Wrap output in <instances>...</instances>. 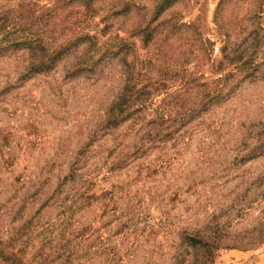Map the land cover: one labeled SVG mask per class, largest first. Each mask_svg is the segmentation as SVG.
Here are the masks:
<instances>
[{"label": "rangeland", "instance_id": "obj_1", "mask_svg": "<svg viewBox=\"0 0 264 264\" xmlns=\"http://www.w3.org/2000/svg\"><path fill=\"white\" fill-rule=\"evenodd\" d=\"M116 1L94 2L87 12L79 0H0V13L12 8L21 15L20 35L60 45L90 33L102 44L117 34L129 38L155 5L125 0L143 9L109 16ZM220 1L185 0L162 18L191 23L200 16L203 38L215 45L210 62L202 55L196 61L185 31L148 46L130 39L140 79L157 82V91L141 117L117 128L107 121L126 83L122 56L71 78L92 56L88 45H77L50 72L29 76L35 56L10 46L14 35L0 36L8 46L0 54L2 247L25 264H174L185 250L183 234L214 226L239 246L221 250L216 264H264V244L253 248V227L264 212V186L256 184L264 157L253 160V138L264 127V77L235 75L227 80L226 101L181 120L196 92L200 100L223 76L217 73L227 41L215 23ZM260 1L225 4L221 23L231 40H244ZM241 43L234 49L247 45ZM251 52L264 72V39ZM159 116L176 123L150 138Z\"/></svg>", "mask_w": 264, "mask_h": 264}, {"label": "trees", "instance_id": "obj_2", "mask_svg": "<svg viewBox=\"0 0 264 264\" xmlns=\"http://www.w3.org/2000/svg\"><path fill=\"white\" fill-rule=\"evenodd\" d=\"M85 11L91 12L93 3L101 0H79ZM229 0H221L216 11L215 23L221 31V36L227 39L225 45L221 48L222 59L220 60V68L217 70L218 74L223 75L211 84L209 90L199 100L201 93L196 92L197 96L192 99L193 109L190 114H183L181 117L186 119L189 115L195 114L199 111V107H203L208 111L215 104H220L228 99L230 96L229 79L235 78V75H240L242 80L258 79L264 77V72H260L262 65L255 64L251 56V50L257 48V44H261L263 37H258V32L264 31V24L257 21L264 20V0L260 1V6L253 11V18L250 25L247 26L245 32L248 33L244 40L235 42L231 40L230 33L224 31L221 23L222 11L225 4ZM185 0H155V5L148 18V15L142 17V21L135 25L130 32L129 38H123L119 34L112 36L105 43H100L97 35L90 33H82L78 38L65 42L60 45L50 44L43 36H30L24 32L22 35L18 32V25L22 23V17L18 14L16 16L12 8L0 13V36L14 35L16 40L10 46H18L27 48L35 56V61L30 65L27 74L32 76L34 74L47 73L53 70L56 64L63 59L70 51L76 48L77 45H88V53L92 56L78 64L71 72L70 77L93 72L99 66L103 58L122 56V64L126 70V83L123 87L122 93L111 108L109 119L107 121L108 127L117 128L125 121L141 117L146 108L147 99L149 96L156 94L157 82H142L143 75L138 68V63L135 60L136 46L130 41L131 38H139L144 46L157 41L161 35L164 34V40L172 38L175 34L185 31L189 34L185 40L195 49L192 53L195 55L196 61H203L205 58L208 62L211 61L210 47L215 45L207 39L203 38V27H201V17L199 16L194 22L183 23L181 20L169 18L162 20L163 16L172 8L184 4ZM109 16H117L124 13L140 12L143 8L136 3L125 0H117L114 6L110 7ZM115 11H118L116 13ZM86 12V13H87ZM109 22V21H108ZM251 27V28H250ZM184 32V33H185ZM0 43V54L8 47ZM242 42V43H241ZM237 43H247L244 48L236 47ZM202 55L204 59H200ZM99 56L98 60L96 57ZM134 58L130 61L129 58ZM232 68L230 72H226ZM219 71V72H218ZM215 75V73H213ZM223 82V83H222ZM187 83H185L186 85ZM192 84V83H191ZM206 85L200 86L201 88ZM195 87H198L197 85ZM188 89H194L187 87ZM176 123L173 120H165L162 116L155 118L152 124L155 125L156 131L151 130L149 137L162 136L161 132L170 130L171 125ZM161 129V131H160ZM253 143V160L264 157V127L259 128L254 135ZM70 178H65L63 182H68ZM258 187L264 186V175L257 178ZM229 235L222 232L219 228L209 226L205 232H195L193 234H183L182 246L185 248L182 253H177L174 264H185L190 259V264H216V259L221 250L238 248L235 244V239L228 237ZM233 240V242H231ZM264 244V212L263 217L253 227V248ZM6 246V245H5ZM189 256L190 258H187ZM0 262L3 264H25L22 257L17 253L10 252L6 247H2L0 243Z\"/></svg>", "mask_w": 264, "mask_h": 264}]
</instances>
